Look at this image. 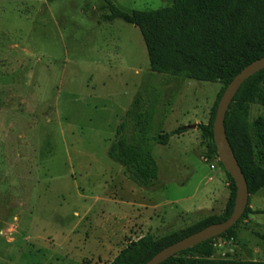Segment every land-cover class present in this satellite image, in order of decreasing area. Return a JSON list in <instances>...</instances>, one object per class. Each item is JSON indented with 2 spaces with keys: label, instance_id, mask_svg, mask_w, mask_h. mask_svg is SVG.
<instances>
[{
  "label": "rangeland",
  "instance_id": "obj_1",
  "mask_svg": "<svg viewBox=\"0 0 264 264\" xmlns=\"http://www.w3.org/2000/svg\"><path fill=\"white\" fill-rule=\"evenodd\" d=\"M111 1L130 13L173 0ZM105 7L104 0H0V264H107L131 241L184 230L226 207V171L204 157L197 127L154 146L159 171L150 189L108 157L145 79L163 95L150 137L207 124L223 85L151 74L139 29L102 22ZM258 117L264 108L250 105L249 127ZM253 159L264 166L263 157ZM248 206L230 234L176 264L264 261V190Z\"/></svg>",
  "mask_w": 264,
  "mask_h": 264
},
{
  "label": "trees",
  "instance_id": "obj_2",
  "mask_svg": "<svg viewBox=\"0 0 264 264\" xmlns=\"http://www.w3.org/2000/svg\"><path fill=\"white\" fill-rule=\"evenodd\" d=\"M104 2L108 13L101 17L102 22L120 19L139 29L151 74L223 85L208 123L197 125L205 143L204 157L217 159L212 124L219 99L226 86L243 68L264 56V0H173L168 7L130 13L117 8L111 0ZM149 79H145L138 89L107 151L108 157L123 167L127 178L142 189L152 188L158 179L154 146H166L173 136L187 131L186 127H179L169 133L150 137L163 95ZM252 104L264 108V70L242 84L224 122L227 139L246 179L249 196L264 190V166L256 164L253 159L254 155L264 159V117H258L249 127L247 117ZM243 157L247 158V162H243ZM225 173L230 191L222 214L207 215L184 230L146 234L129 242L107 264H146L164 248L227 220L233 210L236 187L230 175ZM249 213L247 205L237 224L222 235L230 234ZM208 241L162 264H176L177 256L190 255ZM197 263L193 257L184 262ZM218 264H264V261L228 257Z\"/></svg>",
  "mask_w": 264,
  "mask_h": 264
},
{
  "label": "water",
  "instance_id": "obj_3",
  "mask_svg": "<svg viewBox=\"0 0 264 264\" xmlns=\"http://www.w3.org/2000/svg\"><path fill=\"white\" fill-rule=\"evenodd\" d=\"M262 70H264V56L247 65L233 78L219 99L212 124L213 141L216 146L218 161L230 175L236 187L235 200L230 217L224 222L210 225L164 248L146 264H162L183 251L219 237L234 227L244 214L249 198L247 182L227 139L224 122L229 106L242 84ZM196 127V125H192L187 126L186 129H195Z\"/></svg>",
  "mask_w": 264,
  "mask_h": 264
},
{
  "label": "crops",
  "instance_id": "obj_4",
  "mask_svg": "<svg viewBox=\"0 0 264 264\" xmlns=\"http://www.w3.org/2000/svg\"><path fill=\"white\" fill-rule=\"evenodd\" d=\"M221 175H222V173H221ZM222 177H223V175H222ZM211 204H209V206H207V205H205V206H200V207H198L197 209H195L194 211H201V210H208V209H211V206H210ZM254 212H256L257 211V209H254V207H252L251 208ZM186 213H190V212H186ZM252 216V215H251ZM250 216V217H251ZM255 216V215H254ZM249 220H250V218H249ZM260 226V225H259Z\"/></svg>",
  "mask_w": 264,
  "mask_h": 264
},
{
  "label": "built area",
  "instance_id": "obj_5",
  "mask_svg": "<svg viewBox=\"0 0 264 264\" xmlns=\"http://www.w3.org/2000/svg\"><path fill=\"white\" fill-rule=\"evenodd\" d=\"M204 160H207V159H204ZM209 168H210L211 170H214V165L210 163Z\"/></svg>",
  "mask_w": 264,
  "mask_h": 264
}]
</instances>
